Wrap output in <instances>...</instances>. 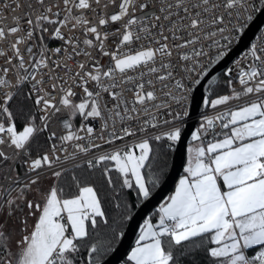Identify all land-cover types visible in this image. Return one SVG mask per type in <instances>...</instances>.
I'll use <instances>...</instances> for the list:
<instances>
[{
    "label": "snow or ice",
    "instance_id": "obj_1",
    "mask_svg": "<svg viewBox=\"0 0 264 264\" xmlns=\"http://www.w3.org/2000/svg\"><path fill=\"white\" fill-rule=\"evenodd\" d=\"M15 7L27 11L0 26V264H112L193 106L183 171L119 264H264V26L222 68L225 90L212 77L193 92L264 0Z\"/></svg>",
    "mask_w": 264,
    "mask_h": 264
},
{
    "label": "water",
    "instance_id": "obj_2",
    "mask_svg": "<svg viewBox=\"0 0 264 264\" xmlns=\"http://www.w3.org/2000/svg\"><path fill=\"white\" fill-rule=\"evenodd\" d=\"M263 22L264 10H261L260 12L256 13L253 21L249 22L250 27H248L245 32L241 33L243 39H238L237 43L228 51L227 56L223 58V62L221 63L218 61L216 65L209 66V72L211 75L208 76L206 73L208 79L201 78L202 83L193 88V92L196 95H200V93L204 92L205 85L209 83V80L212 79V77L218 78L221 75L222 68L226 67L239 52L248 46ZM202 110L203 106L199 108L193 106L192 116L184 125V140L182 142L178 141L176 146L173 148L168 171L163 180L153 191V196L149 198V201L141 202L133 210L130 219L126 222L124 227L125 235L121 238L122 243L119 245V250L116 251L115 256L112 257V264H119V259H122L126 256L127 250H130V247L134 244L136 233L138 232L139 225L143 222V219L158 206L159 202L170 192L176 180L180 176L183 170V162L186 159L188 137L190 136V131L196 125V117L198 116V113H200ZM121 254H123V256Z\"/></svg>",
    "mask_w": 264,
    "mask_h": 264
},
{
    "label": "built area",
    "instance_id": "obj_3",
    "mask_svg": "<svg viewBox=\"0 0 264 264\" xmlns=\"http://www.w3.org/2000/svg\"><path fill=\"white\" fill-rule=\"evenodd\" d=\"M32 2H33V0H0V26H3L5 24L9 25V26L13 25V19H12L13 16H19L21 18L23 17L24 12L27 11V9L25 7H21V8L18 9V8L15 7L17 4L25 5L26 3H32ZM104 2H105V0H101V4H103ZM5 3H8L10 6L5 7ZM106 10L110 11L111 9H106ZM93 15L94 14L91 13V12L88 13L89 18H91ZM255 15H256V13L254 14V16ZM254 16H253V18H254ZM21 23H23V19L21 20ZM262 26H264V22L262 23V25L260 27H262ZM63 31L66 34L69 33V29L68 28L63 29ZM259 34H260V28L257 30L255 35L253 36V38L250 41V43L248 44V46H250V44H251V42L253 40H257ZM46 39L48 40V46L49 47H55V46H58L61 43L56 38L49 39L48 37H46ZM237 41H238V39L234 41V43L231 45L230 49L237 43ZM5 46H6L5 43H0V47H5ZM113 47H114V45H113ZM245 49H246V47L241 52H239L227 66L232 65L233 61L239 60L240 57H241V54L245 51ZM94 55H96V54L94 53ZM80 59H84V58L80 57ZM173 59H175V56L173 57ZM102 62L103 63H107L108 59L107 58H102ZM0 63H3V61L0 60ZM242 66L246 67V65H242ZM233 69H234L233 77H236L237 74H236L234 65H233ZM61 72H63V69H61ZM45 83H50V82L49 81H45ZM234 86L239 88L238 78L234 79ZM157 87H159V86H157ZM79 91L80 90L77 89L78 94H79ZM126 95H131V93L130 92L126 93ZM233 103H236V102L234 101ZM221 110H222L221 108H217L216 109V111H221ZM203 111H204V108H203V110L201 112H203ZM205 114H213L212 109L209 108ZM73 120H74L75 126L77 128H79L80 127V118H79V116L74 117ZM89 121L92 124V126H94L95 128L99 129V121L98 120L97 121H92L91 118H89ZM196 121L198 122V116L196 117ZM197 122H196V124H197ZM195 127H196V125H195ZM53 129H55L57 131L62 130V126L60 124V121H56V122H54V123H52L50 125L49 131H51Z\"/></svg>",
    "mask_w": 264,
    "mask_h": 264
},
{
    "label": "trees",
    "instance_id": "obj_4",
    "mask_svg": "<svg viewBox=\"0 0 264 264\" xmlns=\"http://www.w3.org/2000/svg\"><path fill=\"white\" fill-rule=\"evenodd\" d=\"M218 85H219V86H217V85H213L212 88H213L215 91H217V92H220V91L225 90V84H224V80H223L222 75H220V76L218 77ZM44 135L46 136L47 133H45ZM172 152H173V148L167 150L166 154H165V155H162L161 158H160L159 160L156 161V163H155V165H154V167H153V171H157V172H158L160 169H163L162 176H161V181L163 180V178H164V176L166 175V173H167V171H168V168H169V166H170V161H171ZM146 171H147V170H146ZM181 173H182V172H181ZM114 178H115V176H114ZM161 181H160V182H161ZM157 186H158V185H156V186L153 188V191L156 189ZM172 188H173V187H172ZM171 190H172V189H171ZM171 190H170V191H171ZM126 191H130V190H126ZM131 197H132V202L135 204V194L132 193V194H131ZM135 208H136V207H134V209H135ZM134 209H133V210H134ZM153 211H154V210H152V211L149 213V215H150ZM149 215H148V216H149ZM148 216H146V217H148ZM153 221H154V219H153ZM125 225H126V222H125V224H124V227H125Z\"/></svg>",
    "mask_w": 264,
    "mask_h": 264
},
{
    "label": "crops",
    "instance_id": "obj_5",
    "mask_svg": "<svg viewBox=\"0 0 264 264\" xmlns=\"http://www.w3.org/2000/svg\"><path fill=\"white\" fill-rule=\"evenodd\" d=\"M182 171H183V170H182ZM178 178H179V177H178ZM174 186H175V184H174ZM174 186H173V188H172L171 191L174 190ZM171 191H170V192H171ZM170 192H169V193H170ZM169 193H168V194H169ZM168 194H167V195H168ZM167 195H166V196H167ZM154 222H155V221H153V223H154ZM255 250H256V246H253V250H252V252H250L249 254H254V251H255Z\"/></svg>",
    "mask_w": 264,
    "mask_h": 264
}]
</instances>
